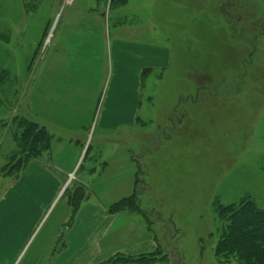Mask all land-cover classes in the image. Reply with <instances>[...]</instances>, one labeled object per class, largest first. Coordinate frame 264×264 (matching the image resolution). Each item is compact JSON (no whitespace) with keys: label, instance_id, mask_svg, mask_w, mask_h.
<instances>
[{"label":"rangeland","instance_id":"rangeland-1","mask_svg":"<svg viewBox=\"0 0 264 264\" xmlns=\"http://www.w3.org/2000/svg\"><path fill=\"white\" fill-rule=\"evenodd\" d=\"M83 20L107 23L126 57L146 48L149 68L139 92L132 89L139 117L101 137L110 73L79 173L88 186L75 181L58 195L33 173L36 187L18 188L31 163L49 164L57 132L29 105L45 42L59 22ZM130 78L136 87L137 72ZM22 120L52 141L20 172ZM135 193L147 216L127 201ZM5 197L0 211L14 197L26 199L36 229L17 262L10 246L0 264H50L51 238L86 208L99 224L101 252L95 261L97 253L85 251L84 264H240L216 256L230 223L219 209L253 201L264 210V0H129L121 8L113 0H0V203Z\"/></svg>","mask_w":264,"mask_h":264},{"label":"crops","instance_id":"crops-1","mask_svg":"<svg viewBox=\"0 0 264 264\" xmlns=\"http://www.w3.org/2000/svg\"><path fill=\"white\" fill-rule=\"evenodd\" d=\"M46 42L43 71L34 72L29 105L37 120L57 131L56 137L49 152V164L31 163L16 184L18 188L21 185L22 188H35L39 180L31 174L46 176L48 183L60 189L56 192L59 195L75 181L88 186L79 173L91 150L88 148L93 143L91 127L98 115L110 73V87L102 105L105 110L100 122L104 131L101 137L104 138L109 133H116L115 127H131L139 117L140 101L134 99L132 89L139 92L142 73L149 67L146 48L143 51L141 47L136 48L135 54L133 50L129 55L132 59L126 57L122 51L123 39L111 34L110 27L103 21L59 22ZM130 71L137 72V88L131 84ZM83 143L85 147L81 148ZM107 161V171H114L111 157ZM7 198L2 199L0 207ZM28 204L25 198L14 197L10 205L6 204L0 211V257L14 246L17 262L33 238L36 223ZM89 212L90 208H86L69 231L65 228L64 235L51 238L47 246L50 264H68L70 260L71 264H84L85 251H95V261L98 260L100 228L96 221L93 223L94 215L92 220L89 218ZM132 248L126 251H132ZM69 254L71 258L68 260Z\"/></svg>","mask_w":264,"mask_h":264},{"label":"trees","instance_id":"trees-1","mask_svg":"<svg viewBox=\"0 0 264 264\" xmlns=\"http://www.w3.org/2000/svg\"><path fill=\"white\" fill-rule=\"evenodd\" d=\"M128 3L129 0H113L115 8L124 7ZM20 129L16 142L20 152L23 153L20 159L23 163L17 166L21 172L30 161L38 159L49 151L52 138L44 128L32 121L22 120ZM80 192H82L81 189L74 192V199L71 197L72 202L80 196ZM127 201L147 216L139 204V197L136 193ZM121 204L123 202L114 205L112 211L121 208ZM219 212L220 217L227 219L230 223L217 248V258L227 259L233 256L240 264H264V210L253 201H243L238 207L236 205L227 208L220 207ZM115 263L116 261L113 262Z\"/></svg>","mask_w":264,"mask_h":264},{"label":"built area","instance_id":"built-area-1","mask_svg":"<svg viewBox=\"0 0 264 264\" xmlns=\"http://www.w3.org/2000/svg\"><path fill=\"white\" fill-rule=\"evenodd\" d=\"M75 0H65V5L72 4Z\"/></svg>","mask_w":264,"mask_h":264},{"label":"water","instance_id":"water-1","mask_svg":"<svg viewBox=\"0 0 264 264\" xmlns=\"http://www.w3.org/2000/svg\"><path fill=\"white\" fill-rule=\"evenodd\" d=\"M202 249L204 250V247Z\"/></svg>","mask_w":264,"mask_h":264}]
</instances>
